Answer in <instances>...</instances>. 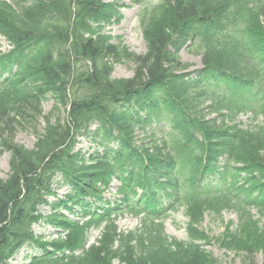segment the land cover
Wrapping results in <instances>:
<instances>
[{
    "label": "trees",
    "instance_id": "1",
    "mask_svg": "<svg viewBox=\"0 0 264 264\" xmlns=\"http://www.w3.org/2000/svg\"><path fill=\"white\" fill-rule=\"evenodd\" d=\"M117 2L0 0V37L10 47L0 44V157L9 155L0 179V264L25 246L40 251L29 264H217L200 224L207 212L225 210L242 226L226 230L222 246L264 252V227L246 212L256 207L264 218V126L235 124L248 111L264 120V0L141 6L143 55L108 31L123 20ZM187 47L202 56L200 70L181 61ZM126 62L133 76L113 78ZM219 85L231 96H219ZM159 120L171 127L166 138L146 131ZM22 122L34 129L31 149L14 142ZM82 137L88 155L75 150ZM207 174L232 182L212 197L200 192L209 189L199 186ZM113 180L120 198L112 203ZM164 200L184 205L185 241L166 236ZM125 215L142 216V228L121 232ZM34 224L57 238L44 242ZM92 231L98 237L87 245Z\"/></svg>",
    "mask_w": 264,
    "mask_h": 264
},
{
    "label": "rangeland",
    "instance_id": "2",
    "mask_svg": "<svg viewBox=\"0 0 264 264\" xmlns=\"http://www.w3.org/2000/svg\"><path fill=\"white\" fill-rule=\"evenodd\" d=\"M120 1L121 5H125L122 9L124 19L118 26H112L108 31L111 35L121 38V43L130 52L136 55H143L145 53V44L142 37L140 28L138 13L141 5H156L159 4L160 0H117ZM264 26V22H263ZM3 49H7V44L0 38ZM180 58L183 63L191 64L192 67L189 71L198 70L202 67L201 55L194 48H185L180 53ZM134 64L126 62L123 65L115 67L113 77L114 78H130L133 76ZM52 108V101H48L43 106V111L47 113ZM213 117V116H212ZM238 120L242 122L244 128L248 126H260L264 122L261 118L253 119L250 114L241 115ZM44 124L42 120L36 123V134L42 132ZM36 141V135L34 129L28 127V122H22V127L18 128L14 136V142L18 145H22L28 149H31ZM88 141L82 140L78 144V148L87 149L89 146ZM9 174V155L3 154L0 157V179H6ZM58 195H62L65 189H58ZM48 209H43V213ZM254 219H258L259 214L256 209L249 211ZM186 217L184 208H178L176 211H172L168 214V219L164 223V229L166 234L171 238L178 240H186L184 232ZM264 224V220L261 221ZM239 226V219L234 211H224L220 216L213 214H206L204 221L200 227L209 236V245L206 246L207 251L215 258L218 264H264V252L253 253L251 256L244 251H228L225 249L218 240L221 238L226 228L230 231L237 229ZM118 227L123 232L135 231L140 227V222L136 218L125 216L118 222ZM35 234H44L48 236V233H52L50 238H46L47 241H51L56 238L53 229L40 226H34ZM45 231V232H44ZM98 236V232L92 233V239L90 243ZM38 255L36 251H31L30 248L26 247L22 249L11 261V264H28L30 258Z\"/></svg>",
    "mask_w": 264,
    "mask_h": 264
}]
</instances>
